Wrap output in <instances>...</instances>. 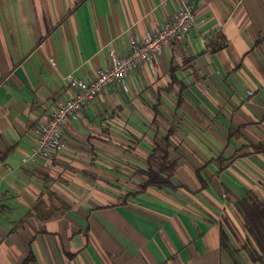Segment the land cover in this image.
<instances>
[{
	"label": "crops",
	"instance_id": "crops-1",
	"mask_svg": "<svg viewBox=\"0 0 264 264\" xmlns=\"http://www.w3.org/2000/svg\"><path fill=\"white\" fill-rule=\"evenodd\" d=\"M192 3L182 42L31 161L66 77L93 79L179 1L0 0V264H264L239 209L264 201V0Z\"/></svg>",
	"mask_w": 264,
	"mask_h": 264
},
{
	"label": "built area",
	"instance_id": "built-area-1",
	"mask_svg": "<svg viewBox=\"0 0 264 264\" xmlns=\"http://www.w3.org/2000/svg\"><path fill=\"white\" fill-rule=\"evenodd\" d=\"M176 15L163 23L155 32H146L142 40L132 41L129 51L119 55L109 46L107 53L110 64L101 69L90 81L66 77L68 88L65 97L54 106L49 118L41 123L35 145L31 149L29 160L47 159L63 147V129L70 118L77 117L82 110L94 101L106 88L125 81L144 61L160 55L172 44L182 42L196 26L195 10L192 0H178ZM55 65L53 59L50 60ZM248 94L253 95L252 91Z\"/></svg>",
	"mask_w": 264,
	"mask_h": 264
},
{
	"label": "trees",
	"instance_id": "trees-1",
	"mask_svg": "<svg viewBox=\"0 0 264 264\" xmlns=\"http://www.w3.org/2000/svg\"><path fill=\"white\" fill-rule=\"evenodd\" d=\"M171 177L172 175L163 177L161 174L151 172L147 186H168ZM239 209L244 215L246 229L254 236L263 253L258 257L254 255V260H257V258L262 259L264 257V201L257 195L250 194L239 203Z\"/></svg>",
	"mask_w": 264,
	"mask_h": 264
}]
</instances>
